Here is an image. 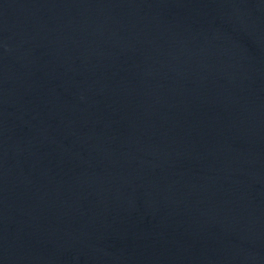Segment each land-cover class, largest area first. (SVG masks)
Segmentation results:
<instances>
[{
  "label": "water",
  "instance_id": "1",
  "mask_svg": "<svg viewBox=\"0 0 264 264\" xmlns=\"http://www.w3.org/2000/svg\"><path fill=\"white\" fill-rule=\"evenodd\" d=\"M0 264H264V0H0Z\"/></svg>",
  "mask_w": 264,
  "mask_h": 264
}]
</instances>
